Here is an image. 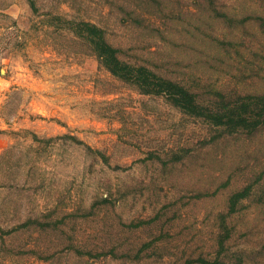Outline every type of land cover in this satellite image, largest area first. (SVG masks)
<instances>
[{
    "label": "rangeland",
    "instance_id": "1",
    "mask_svg": "<svg viewBox=\"0 0 264 264\" xmlns=\"http://www.w3.org/2000/svg\"><path fill=\"white\" fill-rule=\"evenodd\" d=\"M31 1L0 0V264L213 260L218 216L247 186L222 259L264 264V125L210 140L216 130L114 78L53 19L95 24L124 61L207 102L264 94V0H214L231 21L206 0Z\"/></svg>",
    "mask_w": 264,
    "mask_h": 264
},
{
    "label": "trees",
    "instance_id": "2",
    "mask_svg": "<svg viewBox=\"0 0 264 264\" xmlns=\"http://www.w3.org/2000/svg\"><path fill=\"white\" fill-rule=\"evenodd\" d=\"M206 1L214 11V0ZM30 5L33 10L36 9L31 0ZM214 12L216 18L231 21L226 13L217 10ZM249 18L251 19V17ZM53 19L66 25L76 38L83 41L95 55L98 64L114 78L132 86L142 95L162 97L169 106L178 110L181 114L201 120L216 130V134L210 140H216L223 135H232L238 132L251 134L264 125V94L225 95L220 92H212L210 93L212 98L207 102H202L198 99L196 93L191 92L189 88L179 82L162 77L146 66H136L124 61L120 56V49L113 47L107 41L104 29L85 21L63 20L58 16H54ZM34 139H37L36 136H34ZM180 159L181 157L178 155L173 156V161ZM250 191L251 186H247L232 193L228 198L226 213L219 214L218 227L221 233L216 239L217 250L215 258L213 260L197 258L189 260L185 264H225L222 257L225 255V242L230 238V229L226 225V218L239 210V203L249 196ZM199 196L197 195L196 197ZM94 205L91 206L89 212L82 214V217L89 215ZM72 216L75 215L67 214L60 220L53 222H41L37 219L29 220L23 223L21 227H25L28 223H34L41 229L50 225L56 227L58 224L64 223V219ZM143 223L146 222L141 221L135 226L138 227ZM148 245L144 244L142 246L143 249L147 248ZM75 252L78 255L83 253L81 250H75ZM85 255L92 258L104 255L116 257L112 250L109 253L98 254L85 252ZM135 258H138V254Z\"/></svg>",
    "mask_w": 264,
    "mask_h": 264
}]
</instances>
